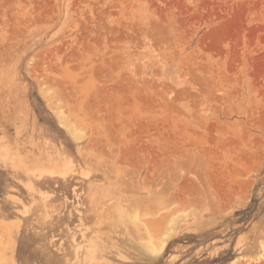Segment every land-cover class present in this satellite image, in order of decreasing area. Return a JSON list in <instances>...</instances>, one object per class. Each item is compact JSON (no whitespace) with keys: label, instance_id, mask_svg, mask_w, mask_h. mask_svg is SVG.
<instances>
[{"label":"rangeland","instance_id":"rangeland-1","mask_svg":"<svg viewBox=\"0 0 264 264\" xmlns=\"http://www.w3.org/2000/svg\"><path fill=\"white\" fill-rule=\"evenodd\" d=\"M0 236V264H264V0H0Z\"/></svg>","mask_w":264,"mask_h":264},{"label":"trees","instance_id":"trees-1","mask_svg":"<svg viewBox=\"0 0 264 264\" xmlns=\"http://www.w3.org/2000/svg\"><path fill=\"white\" fill-rule=\"evenodd\" d=\"M261 207V200L254 196L250 202V204L245 208L240 211H237L238 214H243V219L248 220L250 219L254 214L257 213V211Z\"/></svg>","mask_w":264,"mask_h":264},{"label":"bare ground","instance_id":"bare-ground-1","mask_svg":"<svg viewBox=\"0 0 264 264\" xmlns=\"http://www.w3.org/2000/svg\"><path fill=\"white\" fill-rule=\"evenodd\" d=\"M42 169H43V173H41V174H44V168L42 167ZM47 169V168H46ZM41 170V169H40ZM45 171H47V170H45ZM56 171L57 170H55V172H54V170H53V172H54V174L56 173ZM41 172V171H40ZM9 227V226H8ZM4 228H5V226H4ZM7 228V227H6ZM10 229H11V227H10ZM9 228H8V230H10ZM6 230V229H5ZM0 238H1V236H0ZM165 242V241H164ZM165 244H162L160 247H153L154 248V251H159L160 250V248H163V246H164Z\"/></svg>","mask_w":264,"mask_h":264}]
</instances>
